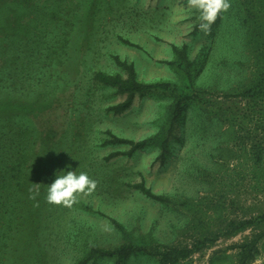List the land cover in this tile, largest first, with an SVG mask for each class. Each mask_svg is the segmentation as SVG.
Here are the masks:
<instances>
[{
  "label": "rangeland",
  "instance_id": "rangeland-1",
  "mask_svg": "<svg viewBox=\"0 0 264 264\" xmlns=\"http://www.w3.org/2000/svg\"><path fill=\"white\" fill-rule=\"evenodd\" d=\"M228 3L205 32L190 0H0V264H77L93 246L125 242L191 249L174 264H238L240 245L264 231V97L244 94L264 75V0ZM47 31L62 33L59 54ZM173 44L187 46L188 70ZM113 54L134 62L142 81L176 90L139 93L126 111H110L126 95L94 74H126ZM194 92L204 100L173 122L178 97ZM109 131L158 142L107 158L131 149L106 143ZM63 170L87 173L96 187L71 206L48 203ZM140 181L166 200L135 189ZM27 199L25 220L13 206ZM32 199L43 205L38 231ZM259 250L250 264H264V237ZM126 264L160 258L143 251Z\"/></svg>",
  "mask_w": 264,
  "mask_h": 264
},
{
  "label": "trees",
  "instance_id": "trees-1",
  "mask_svg": "<svg viewBox=\"0 0 264 264\" xmlns=\"http://www.w3.org/2000/svg\"><path fill=\"white\" fill-rule=\"evenodd\" d=\"M54 8V7H53ZM52 19V26L54 21ZM51 32V33H50ZM46 32L47 36L50 37V39L47 40L46 45L48 46V49L50 51H55L58 53L61 46V35L62 33L55 36L52 31ZM52 35V36H50ZM127 41V40H126ZM128 42V41H127ZM173 49L175 53L179 56V65L183 66L185 70H188L190 68L191 61L189 59L188 55V49L187 46L184 45L183 47H180L177 44H173ZM59 54V53H58ZM113 59L115 62L124 69L126 74H123L121 72L118 73H108L102 70H98L94 74V79L98 81L99 83L114 87L117 89L118 93L125 94L126 99L118 104L110 106L108 109L110 111H113L114 113H122L129 109L134 101V98L139 93H152V92H161L166 93L168 91H175L176 88L174 85H172L170 82H161V81H152V82H145L139 79L137 70L135 68L134 62H128L126 59H122L119 55L113 54ZM165 62H170L167 60H164ZM170 63H173L170 62ZM244 94L251 98L256 97H264V75L259 79L257 84H254L251 88L247 89ZM205 95L203 93H188L184 96L178 97V100L176 101L174 105V116L172 118V121L175 122L179 114L181 113L182 109L186 104L190 101L195 102H202L204 100ZM110 134V138L106 140V143H128L131 145V149L127 152L122 151H116L113 152L110 156L116 157L120 154H132L135 150L144 149L148 146L154 145L158 142L157 137H151V138H145L141 140H132L129 138L119 137L112 132H108ZM163 145V153L161 154V160L162 162L165 161L166 154L168 152L167 148V141L162 143ZM261 149H259L260 153ZM12 181L14 182V200L21 196L22 192L20 193V190L15 187L16 185L20 186V180L17 179V174L15 172V175L12 176ZM133 187L137 190H140L145 195L159 200V201H165L166 199L162 196L157 194L151 187H148L144 181L136 182L133 184ZM33 204L30 206V219L33 218V229L38 231L37 226V219L39 218V213H42L43 211V205L40 206L38 202H34L32 199ZM20 200L18 202L14 201L16 208L13 212L17 214L22 213L23 218L26 220V214L29 209V200L27 199L26 204H20ZM18 205H20L18 207ZM45 209V207H44ZM10 212V211H8ZM38 214V215H37ZM3 218H8L7 212L3 213ZM258 221L264 222V214L258 217ZM249 223H243V227L245 228L247 224ZM23 224V222L21 223ZM23 229H29V227L25 228L23 225H21ZM264 237V231L257 233L254 235L252 239H249L247 241H244L240 247H241V254L238 264H250L256 259V256L259 254V242ZM146 251L149 254L157 255L160 258V264H174L180 261L183 258L188 257L191 254V249L188 248H168L164 250H158V249H147L146 247H143L137 243L134 242H125L122 244H119L118 246L114 248H104L99 246H93L91 247L88 257L82 261H80L77 264H85L87 260H89L92 257H109L115 260V264H126L128 259L135 253Z\"/></svg>",
  "mask_w": 264,
  "mask_h": 264
},
{
  "label": "clouds",
  "instance_id": "clouds-1",
  "mask_svg": "<svg viewBox=\"0 0 264 264\" xmlns=\"http://www.w3.org/2000/svg\"><path fill=\"white\" fill-rule=\"evenodd\" d=\"M190 5L199 12V28L208 31L216 21L218 14L229 8L228 0H190ZM96 182L87 173L63 170L56 173L54 181L48 185L46 200L48 203L71 206L76 195L90 192Z\"/></svg>",
  "mask_w": 264,
  "mask_h": 264
}]
</instances>
